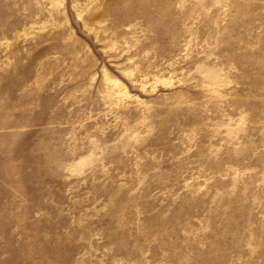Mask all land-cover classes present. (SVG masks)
Instances as JSON below:
<instances>
[{"label":"rangeland","instance_id":"rangeland-1","mask_svg":"<svg viewBox=\"0 0 264 264\" xmlns=\"http://www.w3.org/2000/svg\"><path fill=\"white\" fill-rule=\"evenodd\" d=\"M0 264H264V0H0Z\"/></svg>","mask_w":264,"mask_h":264}]
</instances>
